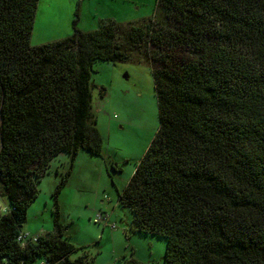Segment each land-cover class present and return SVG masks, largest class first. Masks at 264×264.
<instances>
[{"label": "trees", "instance_id": "trees-1", "mask_svg": "<svg viewBox=\"0 0 264 264\" xmlns=\"http://www.w3.org/2000/svg\"><path fill=\"white\" fill-rule=\"evenodd\" d=\"M38 0H0V264H95L59 219L17 240L50 160L102 155L96 60H148L158 127L117 202L166 239L162 264H264V0H156L137 23L104 22L31 44ZM121 264H151L134 257Z\"/></svg>", "mask_w": 264, "mask_h": 264}, {"label": "rangeland", "instance_id": "rangeland-1", "mask_svg": "<svg viewBox=\"0 0 264 264\" xmlns=\"http://www.w3.org/2000/svg\"><path fill=\"white\" fill-rule=\"evenodd\" d=\"M155 3L156 0H38L30 43L66 37L73 31L72 23L82 31L104 22L137 23L152 16ZM151 70V62L144 59L96 60L93 64L91 106L102 136L103 156L79 150L70 186L60 194L64 236L79 248L72 256L85 251L94 257L95 264H121L124 257L151 264L163 262L166 239L135 230L131 209L116 201L117 192L126 185L158 127ZM47 181L38 185L40 197L48 193ZM76 187L80 190L73 193ZM63 193L69 194L65 200H61ZM100 198L106 202L101 203ZM0 205H7L4 198L0 197ZM99 211L115 221L116 227L96 222ZM52 218L51 206L43 207L37 220L29 207L22 230H30L27 228L36 221L48 225Z\"/></svg>", "mask_w": 264, "mask_h": 264}, {"label": "crops", "instance_id": "crops-1", "mask_svg": "<svg viewBox=\"0 0 264 264\" xmlns=\"http://www.w3.org/2000/svg\"><path fill=\"white\" fill-rule=\"evenodd\" d=\"M39 43H42V42H39ZM39 43H37V44H39ZM33 44H35V43H33ZM88 154H90V153H88ZM90 155H92V154H90ZM100 156L102 157L103 153ZM74 160H75V157L70 164V157L67 153H59L58 156L56 155V157H54L50 160L46 172L40 177V179L38 181V185H39V183L41 181L48 180L47 181L49 184L48 193L42 195V197H40L41 194L38 193L37 197L33 200V202L29 206L30 212H31L32 217L34 219L37 220L38 215H40L42 212V208L43 207L46 208L47 206L48 207L51 206V214L54 218V215H53V203H54L53 191H54L56 184L58 183L61 176L63 175V173L67 170L68 167H70V173H69L67 182L59 191L58 198H57L58 205H59V219H61V212H60L61 204H60L59 198H60V194H61L62 189L65 186H70L69 179L71 178V175H72V168H73ZM77 190H80V189L78 187H76L75 190L73 189V193H75ZM96 191H98V190H96ZM39 192H40V190H39ZM63 194H64L63 195L64 197L63 198L61 197V200H65V196L69 195L67 193H63ZM100 199H101L100 200L101 203L106 202L102 198H100ZM107 201L109 202V201H111V199H109ZM116 201H117V199H116ZM117 204H118V202H117ZM112 207H113V205H112ZM53 218H52V221L48 225L42 224L40 221H36L35 223L30 224V228H27L30 230H27V231L30 233V235H38V234L44 233L45 231H49L53 227Z\"/></svg>", "mask_w": 264, "mask_h": 264}, {"label": "built area", "instance_id": "built-area-1", "mask_svg": "<svg viewBox=\"0 0 264 264\" xmlns=\"http://www.w3.org/2000/svg\"><path fill=\"white\" fill-rule=\"evenodd\" d=\"M0 211L4 212L5 211V207L4 206L0 207ZM94 220L96 222H98V223L103 222L105 225H108L111 228L116 227V222L115 221H111L109 216L106 213H104L103 211L97 212L96 215H95ZM26 239L35 240L36 239V235H30V233L28 231H23L22 230V232H20L17 235V240L20 242L21 245H23L25 243ZM36 264H47V263L42 261V260H40Z\"/></svg>", "mask_w": 264, "mask_h": 264}]
</instances>
